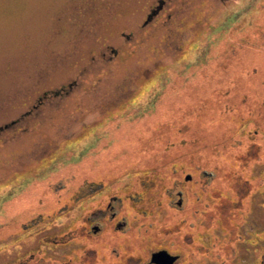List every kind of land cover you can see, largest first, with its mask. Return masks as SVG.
Wrapping results in <instances>:
<instances>
[{
	"label": "rangeland",
	"instance_id": "374dc122",
	"mask_svg": "<svg viewBox=\"0 0 264 264\" xmlns=\"http://www.w3.org/2000/svg\"><path fill=\"white\" fill-rule=\"evenodd\" d=\"M163 249L264 261V0H0V264Z\"/></svg>",
	"mask_w": 264,
	"mask_h": 264
},
{
	"label": "water",
	"instance_id": "95a60500",
	"mask_svg": "<svg viewBox=\"0 0 264 264\" xmlns=\"http://www.w3.org/2000/svg\"><path fill=\"white\" fill-rule=\"evenodd\" d=\"M187 180L192 179L191 175L186 177ZM182 201H178V205L181 206ZM94 231H98V227L94 228ZM179 259L178 255H174L170 253L168 250H159L157 252H153L151 255V263L153 264H174Z\"/></svg>",
	"mask_w": 264,
	"mask_h": 264
},
{
	"label": "flooded vegetation",
	"instance_id": "af4514ba",
	"mask_svg": "<svg viewBox=\"0 0 264 264\" xmlns=\"http://www.w3.org/2000/svg\"><path fill=\"white\" fill-rule=\"evenodd\" d=\"M178 195H182V191L181 190H179L178 191ZM111 206V205H110ZM115 215H116V213H115ZM115 217V216H114ZM113 217V218H114ZM96 222H92V221H90V227H89V230H94V228L95 227H98V231L96 232V233H98V232H100V230H101V226H99L98 224H95ZM124 223V222H123ZM123 225V224H122ZM180 259H178L176 262H175V264H177L178 263V261H179Z\"/></svg>",
	"mask_w": 264,
	"mask_h": 264
},
{
	"label": "trees",
	"instance_id": "16d2710c",
	"mask_svg": "<svg viewBox=\"0 0 264 264\" xmlns=\"http://www.w3.org/2000/svg\"><path fill=\"white\" fill-rule=\"evenodd\" d=\"M149 209H151V208H149ZM117 217V216H116ZM116 217H114L113 219L115 220V219H117ZM88 223H90V221H88ZM166 225V224H165ZM163 225H161L159 228H161ZM162 228H165V227H162ZM92 235V234H91ZM262 264H264V261H263V263Z\"/></svg>",
	"mask_w": 264,
	"mask_h": 264
},
{
	"label": "crops",
	"instance_id": "0c3cea01",
	"mask_svg": "<svg viewBox=\"0 0 264 264\" xmlns=\"http://www.w3.org/2000/svg\"><path fill=\"white\" fill-rule=\"evenodd\" d=\"M150 260H151V258H150ZM151 261H149V263H150Z\"/></svg>",
	"mask_w": 264,
	"mask_h": 264
}]
</instances>
